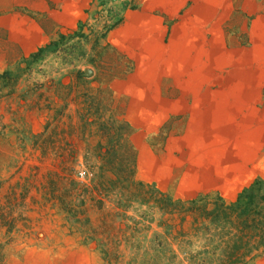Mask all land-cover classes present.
<instances>
[{
	"label": "crops",
	"instance_id": "1",
	"mask_svg": "<svg viewBox=\"0 0 264 264\" xmlns=\"http://www.w3.org/2000/svg\"><path fill=\"white\" fill-rule=\"evenodd\" d=\"M97 1L0 0V70L74 32ZM248 13V0H138L104 36L128 66L110 87L114 106L146 112V128L162 132L157 144L146 145L145 180L174 198L217 194L230 204L256 179L264 181V67L257 65L264 55L244 85L241 58L248 65L254 48L234 46L232 37L234 17L242 32ZM234 51L239 68L231 71ZM229 79L238 80L235 87H217Z\"/></svg>",
	"mask_w": 264,
	"mask_h": 264
},
{
	"label": "trees",
	"instance_id": "2",
	"mask_svg": "<svg viewBox=\"0 0 264 264\" xmlns=\"http://www.w3.org/2000/svg\"><path fill=\"white\" fill-rule=\"evenodd\" d=\"M119 21L120 16L106 24L105 33ZM43 50L20 61L15 71L0 72V81L12 82L6 85L14 87L31 72ZM89 91H78L86 105L76 110L78 123L66 113V105L52 114V122H47L34 145L46 151L52 133V148L57 138L58 149L68 150V154L52 158L43 199L64 215L71 232L80 234L83 243L95 246L104 264H252L264 253L263 180L256 179L230 204L217 194L177 199L153 184L136 180L129 122L115 108L111 91L99 92L94 98ZM76 130L79 142L71 139ZM68 135L70 139H66ZM88 136H96L98 141L91 144ZM84 142L86 154L81 165L85 171L78 172L77 148ZM15 190L12 187L0 202V238H8L25 220L18 202L29 192L27 185L19 195Z\"/></svg>",
	"mask_w": 264,
	"mask_h": 264
},
{
	"label": "rangeland",
	"instance_id": "3",
	"mask_svg": "<svg viewBox=\"0 0 264 264\" xmlns=\"http://www.w3.org/2000/svg\"><path fill=\"white\" fill-rule=\"evenodd\" d=\"M28 1L31 0H25L26 4ZM32 1L35 3L39 0ZM137 1H97L92 18L79 24L74 32L58 34L54 40L51 38L36 51L0 70L15 71L20 61L30 60L32 54L40 48L44 49L40 53V59L31 65V72L19 78L14 87L10 86L12 82L0 81V202H4L3 197L12 187L18 195L23 191L24 185H27L29 191L18 202L25 220L16 225V230L8 238L1 235L0 260L3 264H104L95 246L83 243L80 234L71 232L64 215L52 206L51 201L45 202L43 199V186L47 187L46 173L53 168L52 158L68 154V150L58 149L60 145L57 138L52 148V133L44 152L35 148L34 141L47 122L51 121L52 114L66 105V113L71 114L75 123L79 122L76 110H81L86 105L78 91L90 89L93 98L98 97L99 92L111 91L110 87L116 77L128 72V66L114 58L104 44L102 34L106 31V24H113L126 7L135 5ZM248 5L249 13L244 21L247 22V29L240 32L241 20L234 17L232 31L234 46L240 43L248 51L254 48L248 65L245 62L247 57L241 58L244 65L239 76L244 85L249 83L250 79L247 77H250V73L256 74L254 68L257 56L260 58L262 51L264 55V0H248ZM103 9L106 10L102 11ZM258 36L262 37V42L257 39ZM228 60L229 55H226V61ZM260 60L261 58L257 63L259 69L264 67V62L262 64ZM238 63V56L234 51L231 71L239 68ZM86 71H91V74L84 75ZM228 72L230 71L227 70ZM237 82L236 79L218 81L217 87H235ZM115 108L120 111L118 107ZM124 115L126 120L132 116L143 117L136 122L127 121L132 129L130 139L136 153L135 179L148 183L145 179L147 166L150 164V151L146 145H155L161 140V129L155 133L151 128H146V112H124ZM64 120L69 121L66 117ZM79 136L80 132L76 130L71 139L79 142ZM66 139H70L69 135ZM87 140L95 144L98 137L88 136ZM84 147L85 142L77 148L78 172L85 171L81 165L82 157L86 154ZM79 177L82 181L85 180L83 175ZM140 210L146 211V207H140ZM131 213L134 211L131 210ZM155 228L153 224L152 229ZM252 264H264V253Z\"/></svg>",
	"mask_w": 264,
	"mask_h": 264
},
{
	"label": "water",
	"instance_id": "4",
	"mask_svg": "<svg viewBox=\"0 0 264 264\" xmlns=\"http://www.w3.org/2000/svg\"><path fill=\"white\" fill-rule=\"evenodd\" d=\"M91 74V71H86L85 73H84V75H86V76H88V75H90Z\"/></svg>",
	"mask_w": 264,
	"mask_h": 264
},
{
	"label": "built area",
	"instance_id": "5",
	"mask_svg": "<svg viewBox=\"0 0 264 264\" xmlns=\"http://www.w3.org/2000/svg\"><path fill=\"white\" fill-rule=\"evenodd\" d=\"M80 176H82V173H79Z\"/></svg>",
	"mask_w": 264,
	"mask_h": 264
}]
</instances>
